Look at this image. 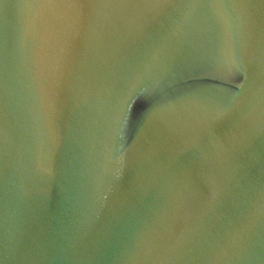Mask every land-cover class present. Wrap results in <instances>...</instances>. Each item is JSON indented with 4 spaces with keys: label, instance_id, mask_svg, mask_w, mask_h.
Here are the masks:
<instances>
[{
    "label": "water",
    "instance_id": "1",
    "mask_svg": "<svg viewBox=\"0 0 264 264\" xmlns=\"http://www.w3.org/2000/svg\"><path fill=\"white\" fill-rule=\"evenodd\" d=\"M0 264H264V0H0Z\"/></svg>",
    "mask_w": 264,
    "mask_h": 264
}]
</instances>
